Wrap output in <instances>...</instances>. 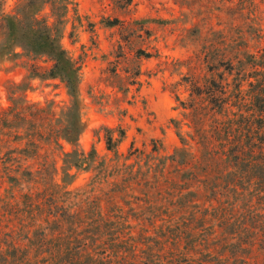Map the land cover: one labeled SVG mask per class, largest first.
I'll return each instance as SVG.
<instances>
[{"label":"rangeland","instance_id":"1","mask_svg":"<svg viewBox=\"0 0 264 264\" xmlns=\"http://www.w3.org/2000/svg\"><path fill=\"white\" fill-rule=\"evenodd\" d=\"M20 1L3 0L2 11H11ZM74 2L62 24L61 45L81 62L78 100L85 128L78 143L85 153L93 150L97 161L88 168L67 167L61 152L54 150L50 161L56 170L47 184L98 196L102 217L110 210L128 216L135 245L146 250L133 256L126 251L132 241L122 243L120 236L113 243L120 245L112 248L106 236L90 233L82 235L88 236L85 255L103 264H146L148 257V264H264V199L257 200L264 193L250 194L254 185L245 190L228 228L219 227L223 208H231L225 202L238 197L222 188L232 181L234 169L225 159L206 154L191 123L195 114L209 131L211 116L227 120L238 111L232 105L235 83L240 81L234 82L239 67L234 57L238 44L254 54L264 47V0H253L251 8L243 9L237 0L232 5L226 0H131L125 8H120L122 0ZM242 52L239 59L245 61ZM230 60L232 75L224 64ZM26 74L20 66L0 63L1 106L7 102L5 87L21 82ZM212 79L226 92L220 114L210 110L205 95L191 96L193 84L203 87ZM28 80V101L50 103L58 114L70 104L68 89L58 78ZM243 88L247 89L246 81ZM108 135L115 142L112 150L106 145ZM218 184L213 193L210 187ZM44 187L34 180L0 182V215L17 208L22 193ZM253 205L259 209L249 207ZM254 213L262 215L256 223L251 221ZM57 220L60 231H54L52 220L43 223L47 240L52 239L49 251L55 255L56 236L62 232L65 238L70 228V223ZM87 222L76 229L89 228ZM30 223L26 219L21 224L14 214L10 222L0 217V264H50L42 262L52 255L39 249L36 227ZM6 233L19 239L14 253L4 244L10 240ZM89 239H95V245ZM91 248L104 253L98 257Z\"/></svg>","mask_w":264,"mask_h":264},{"label":"trees","instance_id":"2","mask_svg":"<svg viewBox=\"0 0 264 264\" xmlns=\"http://www.w3.org/2000/svg\"><path fill=\"white\" fill-rule=\"evenodd\" d=\"M226 1L230 5L233 3V0ZM2 3L3 0H0V63L8 62L14 67L20 66L27 74L21 82L5 87L7 102L5 106L0 105V182L18 185L22 181L34 180L44 183L45 187L22 193L20 201L15 205L17 208H9L6 216L1 214L0 217H6L7 222H10L14 214L21 224L26 219L30 220L29 227H36L35 236L39 237L38 247L46 252L49 251L52 239L47 240L45 232L48 227H43V223L48 225L52 220L54 231H60L57 219L70 223L68 236L62 238V232L56 236V255L51 253L50 249L52 256L44 258L42 262L103 264L92 256L85 255L89 249L88 236L82 235L90 233L94 236H106L112 248L120 245L113 243L121 236L124 239L122 243L133 242L126 251L133 256L137 251L144 253L146 250L142 251L138 244L134 243L128 216L115 215L113 210H110L107 218H103L101 199L98 196L74 194L49 187L47 184L56 170L54 160L52 163L50 161L54 150L61 152L62 162L67 167L88 168L97 161L93 150L85 153L78 143L85 128L78 100L81 62L73 60L61 45L62 24L69 10L75 7L74 0H22L9 12L2 11ZM130 3L131 0H122L120 8L128 7ZM237 4L242 9L251 8L253 0H237ZM238 46L240 48L237 50L243 51L242 55L245 57V61L240 60L239 52L234 57L239 65L234 82L239 78L240 81L235 83L236 101L232 105L237 107L238 111L232 112L233 118L227 120H218L211 116L209 131L205 130V120L202 122L195 114L191 122L198 137L197 144L206 154L218 160L225 159L228 166L234 169L232 181L222 185L224 190L230 189L238 196L232 203L225 202L231 208L224 207V212L219 217V227H225V230L230 225L235 203L244 195L245 190L249 191L254 185L255 189L250 191V194L264 193V47L254 54L246 50L247 46ZM144 55L150 57L149 54ZM20 59L25 61L19 64ZM40 62L47 65L43 66ZM218 64H226L225 71L232 75L233 60ZM245 69L249 71L241 76ZM32 77L58 78L63 82L72 98L65 110L58 114L50 103L38 104L28 101L25 93L31 90L28 79ZM219 78L222 80V74ZM245 81L246 90L243 88ZM192 87L191 96L201 98L205 95L203 100L208 102L210 110L221 113L225 103L221 96L226 94L221 84L212 79L209 85L201 87L193 84ZM239 101L243 105L238 104ZM120 133V136H123V133ZM106 145L109 150L115 147L111 135L107 136ZM65 146H68L67 150ZM100 166L101 163H98L97 168ZM220 185L210 187V190L215 193V188ZM261 199H264V196L257 197V200ZM249 207L254 211L259 209L254 205ZM118 211L120 212L119 209ZM226 212L229 216H226ZM111 217L115 220H110ZM258 217L262 215L254 213L251 221L256 223ZM40 219L41 222L38 223ZM86 221L89 228L79 232L76 228ZM8 225L7 223L4 227ZM5 236L10 240H4V244L10 246L14 253L20 247L17 241L19 239H14L10 233ZM25 238L29 239L27 236ZM89 241L93 245L96 243L95 239ZM187 241L189 242L190 238ZM91 250L98 257L104 253L96 252V248ZM146 256L148 257L147 253ZM151 260L148 257L146 261L152 263Z\"/></svg>","mask_w":264,"mask_h":264}]
</instances>
